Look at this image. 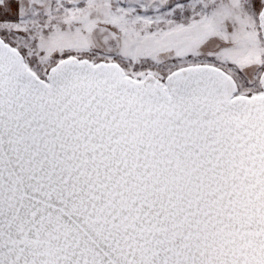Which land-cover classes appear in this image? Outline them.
<instances>
[{"label":"snow or ice","instance_id":"obj_1","mask_svg":"<svg viewBox=\"0 0 264 264\" xmlns=\"http://www.w3.org/2000/svg\"><path fill=\"white\" fill-rule=\"evenodd\" d=\"M0 264H264V0H0Z\"/></svg>","mask_w":264,"mask_h":264}]
</instances>
